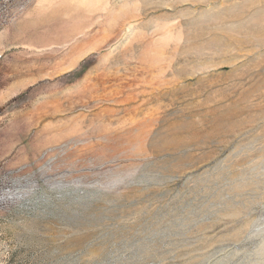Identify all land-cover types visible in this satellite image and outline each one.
I'll list each match as a JSON object with an SVG mask.
<instances>
[{
    "label": "rangeland",
    "instance_id": "rangeland-1",
    "mask_svg": "<svg viewBox=\"0 0 264 264\" xmlns=\"http://www.w3.org/2000/svg\"><path fill=\"white\" fill-rule=\"evenodd\" d=\"M0 264H264V0H0Z\"/></svg>",
    "mask_w": 264,
    "mask_h": 264
}]
</instances>
